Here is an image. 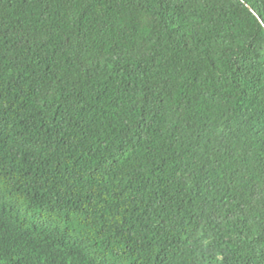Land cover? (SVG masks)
<instances>
[{
  "label": "trees",
  "instance_id": "16d2710c",
  "mask_svg": "<svg viewBox=\"0 0 264 264\" xmlns=\"http://www.w3.org/2000/svg\"><path fill=\"white\" fill-rule=\"evenodd\" d=\"M0 264H264V0H0Z\"/></svg>",
  "mask_w": 264,
  "mask_h": 264
}]
</instances>
